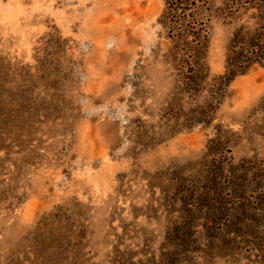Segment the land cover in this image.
<instances>
[{
  "label": "rangeland",
  "instance_id": "1",
  "mask_svg": "<svg viewBox=\"0 0 264 264\" xmlns=\"http://www.w3.org/2000/svg\"><path fill=\"white\" fill-rule=\"evenodd\" d=\"M220 5L203 10L198 85L163 0H0V264H264V68L212 109L229 40L256 12ZM208 143L247 168V212L222 231L206 198L182 216L190 186L206 195Z\"/></svg>",
  "mask_w": 264,
  "mask_h": 264
},
{
  "label": "trees",
  "instance_id": "2",
  "mask_svg": "<svg viewBox=\"0 0 264 264\" xmlns=\"http://www.w3.org/2000/svg\"><path fill=\"white\" fill-rule=\"evenodd\" d=\"M220 1L221 5L218 7L220 11L223 7L228 10H235L239 7L253 8L256 12V26L252 30H246L244 27L234 30L227 45L224 71L213 79L212 85L218 87L220 93L212 109L217 107L225 93V88L236 75L245 73L254 64L264 68V0ZM205 4H210V0H163V9L158 18L159 24L166 30V36L178 54L179 61L190 68L184 75L187 84L196 82L198 85H203L208 74L205 58L210 43L208 22L211 14H204ZM1 87L0 85V90ZM217 144L220 143H208L207 145L208 151L212 153L208 152L210 160L207 167L210 175L206 182V195L200 192L197 197L199 190L195 185L190 186L191 191L187 195L189 198L182 209L184 213L182 216L190 221L189 218L195 216L200 201L206 198L210 214L217 222L223 224L214 228L222 231L238 224L230 221L236 216L241 218V214L244 215L247 212L246 190L243 184L245 180L243 174L247 172V168H240L239 164L222 161V152L212 151ZM184 186L181 183L179 187L181 191L183 189V194ZM189 221L186 222L188 226L184 225L182 235L189 234L186 229H192L193 226L189 225ZM225 221H229L230 224Z\"/></svg>",
  "mask_w": 264,
  "mask_h": 264
}]
</instances>
